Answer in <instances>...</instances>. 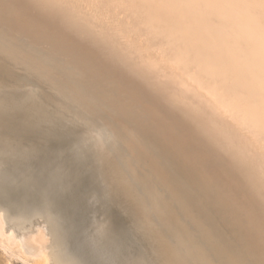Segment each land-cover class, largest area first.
Listing matches in <instances>:
<instances>
[{
	"label": "bare ground",
	"instance_id": "6f19581e",
	"mask_svg": "<svg viewBox=\"0 0 264 264\" xmlns=\"http://www.w3.org/2000/svg\"><path fill=\"white\" fill-rule=\"evenodd\" d=\"M20 94L81 122L67 141L127 199L123 229L92 210L85 224L117 264H264V0H0V107ZM54 150L44 174L65 190ZM12 179L0 170V237L37 264H83L45 189L21 206Z\"/></svg>",
	"mask_w": 264,
	"mask_h": 264
},
{
	"label": "rangeland",
	"instance_id": "374dc122",
	"mask_svg": "<svg viewBox=\"0 0 264 264\" xmlns=\"http://www.w3.org/2000/svg\"><path fill=\"white\" fill-rule=\"evenodd\" d=\"M5 87L9 89V92L17 89H24L14 85L11 87L5 85ZM26 97L27 96L23 94L17 95L14 97V101H5L7 102L6 107H0V125H2L0 131V143L3 141L4 143L7 142L6 144L3 143V145L6 146H3L2 143L0 144V149H3V151L0 152V170L1 172H7L8 175H11L12 173L15 177V180L12 179L13 182L7 186L8 194H10L9 197H13L15 199L14 201L21 206H43L46 203L44 202L45 189L47 193L48 207L53 206L52 209L56 212V216H59V218L61 217L66 226H64V251L65 246L69 241L71 248L75 251V257H77L81 263L85 264L88 261L87 264H97V258L89 253L88 248L90 240L86 238L87 232L85 224L87 223V218H89L92 213L90 210L96 213L98 219L110 218L117 228L119 227L123 229V227H125V219L122 213L129 215L128 212L130 211V206L126 198L119 196L120 191L118 187L114 186L105 189L101 181L97 178L94 173V164H92L89 158L90 150L88 149L87 144L78 139L67 141V139H69V133H75V130L78 127H83V125L81 126V122L74 124L65 120L64 114H59L58 111L53 110L42 100L30 98L28 99L30 102L27 104ZM11 114H18V118L11 117ZM24 115L28 116L23 119ZM10 138H12V140ZM8 139H10L13 144ZM13 140H15L16 143L19 141V143L15 144ZM21 140L28 142H21ZM8 141L11 142L13 146L8 143ZM61 144H64V152H62L63 157L59 162L63 168V176L71 181L68 188L65 190L64 178L57 179L51 178L50 176V178L47 179L44 174L46 173L45 167H47L45 165L46 157H49L52 153H56L54 149ZM16 145H19L17 146L19 150L13 148ZM37 145L42 148L46 145L49 148L42 149L40 147L41 149H39L40 152L38 154L39 146ZM25 146H28L31 149L32 147L33 149L36 148V151L33 152V149L31 150L26 147L27 152H29V150L31 151L29 154L24 153L26 152ZM10 148H13L14 150ZM37 155H40L41 158L43 157V160H41L40 157L38 158ZM44 158L45 162H43ZM37 164L39 167L33 169V166H36ZM50 170H52V166L50 167ZM72 187L78 190V192L74 193L76 190ZM90 192H95L97 194L98 203L95 205L91 203L89 207L85 204V206L76 204L75 200L78 202L83 199V196H85L86 193ZM73 194L76 195V197ZM78 194L81 196H78ZM79 197H81V199ZM47 205L40 207L39 209L46 211L48 209ZM101 212L104 214L106 212L104 217ZM85 216L86 222L84 221ZM134 231L138 238L146 241L148 244H155L152 243L153 241L150 240V236L143 226L134 223ZM135 249L137 250L138 246H136ZM153 250L156 251L155 248ZM20 256L21 255L18 254V251L14 247H9L7 245L5 238L0 237V264H37L33 259H24L22 258L23 256Z\"/></svg>",
	"mask_w": 264,
	"mask_h": 264
},
{
	"label": "clouds",
	"instance_id": "9594fccd",
	"mask_svg": "<svg viewBox=\"0 0 264 264\" xmlns=\"http://www.w3.org/2000/svg\"><path fill=\"white\" fill-rule=\"evenodd\" d=\"M264 122V120H262ZM97 137L103 135L102 132L95 133ZM89 253L97 258V264H117V262L111 259V249L103 238H96L89 242Z\"/></svg>",
	"mask_w": 264,
	"mask_h": 264
}]
</instances>
